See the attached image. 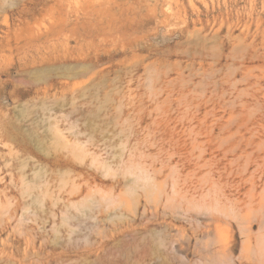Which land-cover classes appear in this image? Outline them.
Wrapping results in <instances>:
<instances>
[{
  "label": "rangeland",
  "instance_id": "rangeland-1",
  "mask_svg": "<svg viewBox=\"0 0 264 264\" xmlns=\"http://www.w3.org/2000/svg\"><path fill=\"white\" fill-rule=\"evenodd\" d=\"M0 264H264V0H0Z\"/></svg>",
  "mask_w": 264,
  "mask_h": 264
},
{
  "label": "bare ground",
  "instance_id": "bare-ground-1",
  "mask_svg": "<svg viewBox=\"0 0 264 264\" xmlns=\"http://www.w3.org/2000/svg\"><path fill=\"white\" fill-rule=\"evenodd\" d=\"M40 52V51H39ZM46 55V56H45ZM35 56V55H34ZM49 56V55H48ZM51 56V55H50ZM52 58V57H51ZM48 59H50L49 57H47V54H42V53H39V55L38 56H35V57H33V59H31L32 60V62H29V63H31L32 65H37V64H39V63H41V64H44V63H46L47 61H48ZM58 59V58H57ZM30 60V61H31ZM51 60V59H50ZM50 60L48 61V62H50ZM28 63V62H27ZM27 65V64H26ZM45 66H46V64H44ZM44 65H42V66H44ZM24 66H25V64H24ZM24 69H26V68H24ZM50 69H52V68H49V70ZM65 69H67V68H65ZM46 71V70H45ZM44 71V72H45ZM43 73V72H42ZM55 205H56V202H55ZM25 206V205H24Z\"/></svg>",
  "mask_w": 264,
  "mask_h": 264
}]
</instances>
